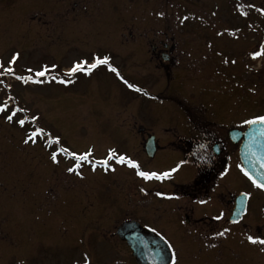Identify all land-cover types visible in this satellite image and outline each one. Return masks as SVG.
Masks as SVG:
<instances>
[{
  "label": "rangeland",
  "instance_id": "obj_1",
  "mask_svg": "<svg viewBox=\"0 0 264 264\" xmlns=\"http://www.w3.org/2000/svg\"><path fill=\"white\" fill-rule=\"evenodd\" d=\"M72 1L90 2L69 1L71 14L66 15L58 5L64 0H0V104L16 110L11 122L5 119L7 112H0V264H78L81 260L78 248L69 246L61 250L56 246V253L51 248L49 242L56 241L52 239H57L60 230L74 226L93 232L90 236L98 246L104 247L105 235L114 233L122 221L129 219L155 228L173 246L178 228L170 231L162 223L176 221L173 212L187 208L193 211L194 218L217 217L224 208L231 209L234 195L246 192L250 195L242 221L251 226L253 234L254 222L264 216V189L256 187L245 175L239 163L238 147L228 141L226 133L230 128L244 127L245 120L264 115V60L259 71L248 68L250 56L264 42V0H212L213 4L208 6L206 3L211 0L196 3L164 0L158 8L152 2L145 4L142 7L145 12L164 13L169 24L166 27L173 28L181 13L180 18L198 13L205 19L204 14L211 13L212 26L216 29L205 33L209 38L207 57L218 60L219 65L212 74L206 67L195 69V94L190 97L185 94L186 97L171 91L164 93V98L128 93L125 74L121 79L118 69L114 72L103 65L90 72L78 70L71 75L62 74L61 68L70 69L74 62L94 58L89 55L91 49L81 47L76 40L66 41L75 33L70 23L80 16L76 6L72 8ZM133 12H141V5L133 6ZM64 21L69 25L65 32ZM201 26L207 29L210 25L202 23ZM208 45L205 42L203 52ZM14 53L20 55L9 64ZM8 68L12 71L8 72ZM44 69H47L44 76H36L37 71ZM138 76L143 75L138 73ZM61 80L70 82L61 83ZM147 81L150 87L158 79L149 75ZM225 83L229 88L223 89ZM218 90L224 92L225 101ZM215 97L220 102H215ZM158 102L177 110L174 115L165 116L154 105ZM192 105H201L206 118L219 126L208 127L214 134H206V147L211 151L213 144H218L220 153L227 156L225 171L219 179L222 164L214 163L211 167L217 183L203 204L187 198L186 190L181 189L183 186H177L191 183L196 175L192 161L174 146L177 137H193L196 146L202 143L200 133L198 136L188 126L189 121L179 108ZM16 119H26V122L22 126L15 123ZM34 125L39 141L25 143L26 127L33 129ZM140 127L144 129L143 135L139 133ZM41 134L52 140V148L41 143L40 140L44 141L39 139ZM148 135L154 137L157 148L151 159L143 150ZM61 148L68 152L58 151ZM109 149L116 156L110 158L107 166L104 163H100L103 167L99 166L96 162L106 158ZM89 150L91 154L85 160L68 154L76 152L78 157ZM51 151L62 152L67 159L57 155L53 161ZM120 155L137 161L140 171L164 172L173 168L176 171L163 179L145 180L136 174L137 169L119 163ZM74 164L93 168L77 167L75 172H67ZM96 166L99 167L95 170ZM174 190L181 195L173 197ZM158 192L164 195L158 196ZM111 194L114 203L109 204ZM200 220L198 226L205 219ZM221 226L218 224V229ZM178 227L187 232L185 237L191 242L189 227L182 221ZM231 230L239 236L235 239L237 245L232 244L234 240L226 241L223 252L220 251L222 255L230 254L229 263L234 256L232 264H238L235 257H240L239 249L247 253L246 259L249 254L258 263L264 262L262 246L251 244L240 224H233ZM112 243L116 246L117 264H135L121 240L112 239Z\"/></svg>",
  "mask_w": 264,
  "mask_h": 264
},
{
  "label": "flooded vegetation",
  "instance_id": "obj_2",
  "mask_svg": "<svg viewBox=\"0 0 264 264\" xmlns=\"http://www.w3.org/2000/svg\"><path fill=\"white\" fill-rule=\"evenodd\" d=\"M67 1L64 0V3L58 5L59 8L67 12L66 15H69L71 14L69 12V1L71 0ZM95 1L90 0L87 4H76V2L72 1V8L76 6L80 16L78 15L76 20L72 18L73 22L70 23V27H73L71 29L75 32L74 37L66 41L76 40L81 47L91 49L89 55L94 58L86 61L88 64L93 63L97 57L108 56L109 64L112 68L119 70V78L122 79V74H125L123 79L128 82L127 85H134V87H129L128 93H134L135 95L141 93L143 96L152 98H164V93L174 91L190 97L196 92L193 89L196 85L193 79V75L196 73L195 69L200 68V66L206 67L209 70L211 69L209 74H212V70L219 65L218 60L207 57L209 38L205 32L209 33L216 30L212 26L213 18L211 13L204 14L207 19L198 13L185 14L184 18H180L182 14H178L174 27L170 28L166 27L169 24L166 23V17L163 12H145L142 8L149 2H152L154 8H158L159 3L164 4V0H99L97 3ZM189 2L196 3L197 0H190ZM209 4H213L212 0L210 3H206L207 6ZM139 5H141V12L134 13L133 6L138 7ZM51 8L52 10L55 9L54 7ZM158 13H163V15H158ZM186 16L189 17L186 18ZM202 23L210 26L205 29L204 26H201ZM63 25L67 27L63 32L68 31L69 25L67 22L64 21ZM63 39L65 40L66 38ZM205 42L208 47L203 52ZM103 66L109 68L108 65ZM62 70V74H65L69 68ZM142 70H144V73ZM181 71L184 72L181 73ZM138 73L143 76L139 77ZM149 75L158 79L150 87L147 86ZM210 78L212 79L213 76ZM158 85H163L161 90L156 88ZM186 87L187 89H185ZM137 89L140 90L138 91ZM220 98L222 99V96ZM214 99L215 102H220L216 97ZM154 105H157L156 108L159 111H163L165 116L174 115V111L177 110L169 105L164 106L165 104L160 102ZM179 108L183 110L181 112L185 116L191 119L201 113V110L195 108ZM21 110L23 109L19 111L24 112V110ZM34 130L35 128H27V133H32ZM27 137V135H24V138L27 139ZM193 192L189 191V196L186 197L190 198ZM202 192L207 193L208 191L202 190ZM113 196V194L110 195L109 204L114 203ZM193 200H196V197ZM106 207L101 206V208ZM225 210L224 208L223 213L220 215L221 218L217 220L216 217L210 216L194 218L193 211L184 208L173 212L177 219L176 221L171 219V221L162 222L167 224L170 231L178 228L176 243L173 242L174 245L171 247V253L172 255L175 253L176 257L175 264H232L234 256L230 258L229 263L227 256L230 254L226 252L225 255H222L221 252H223V247H225L223 244L226 241L234 240L232 244L237 245V240L235 241V239L239 236L234 230H231L233 224H240V229L247 236L260 235L264 237V216L254 222L256 229L252 234L251 226L242 221L244 216L238 222H231L229 220L231 209ZM225 214H227V218L222 222ZM191 218L193 219L192 221ZM203 218L205 219L202 220L203 224L201 223L198 226L201 222L200 219ZM181 221L191 230V242H188L185 237L187 232L178 227V223L180 225ZM218 224H222L219 229L217 227ZM224 229H230V231L221 240L216 237L215 233ZM91 233L93 232L79 230L74 226L68 227L67 230H60L58 236H56L57 239H52L56 241H50L49 244L53 248L54 253L58 250L55 249L56 246L60 247L61 250L69 246L78 248L81 258L78 264H86V262L87 264H117L116 246L112 243V239H117V236L111 232L106 234L103 238L104 247H102L97 245L98 243H96L95 239L90 236ZM195 245L197 246L195 247ZM220 245H222V248ZM239 252L240 257H235V261L238 264H246V262L249 264H264L263 260L258 263L249 254V259H246L247 253L240 249ZM170 264H173V261Z\"/></svg>",
  "mask_w": 264,
  "mask_h": 264
},
{
  "label": "water",
  "instance_id": "obj_3",
  "mask_svg": "<svg viewBox=\"0 0 264 264\" xmlns=\"http://www.w3.org/2000/svg\"><path fill=\"white\" fill-rule=\"evenodd\" d=\"M264 124L248 125L244 131L230 130L229 138L233 143L239 141V159L245 172H248L257 181L264 182V135L260 129ZM214 152L218 153V146H214ZM144 150L148 157H153L155 143L153 137H149ZM247 196L240 194L235 199V207L231 216L232 220H238L245 211ZM116 234L123 239L131 249L137 264H167L170 259L168 244L161 237L151 231L143 230L136 221H126L120 224Z\"/></svg>",
  "mask_w": 264,
  "mask_h": 264
},
{
  "label": "snow or ice",
  "instance_id": "obj_4",
  "mask_svg": "<svg viewBox=\"0 0 264 264\" xmlns=\"http://www.w3.org/2000/svg\"><path fill=\"white\" fill-rule=\"evenodd\" d=\"M262 11H264V9H262ZM158 15L162 16L163 13H158ZM19 55H20L19 53H14L11 56V59L8 61V63L12 64L14 61L17 60ZM252 55L255 57V56H259L260 53L259 52H253ZM85 65H87V67H85ZM98 65H108L109 68H111L112 71H114V72L116 71V69L112 68V66L109 64V57L108 56H104L103 58H99V57L95 58L94 62L90 63V64H88L86 61L74 62L73 66L68 70V72H69V75H71L72 73L77 72L78 70H84L85 72H90L92 69H95ZM53 67H55V65H53ZM7 71L11 72L12 69L8 68ZM46 71H47V69H44V70H41V71H37L36 72V76H44L46 74ZM20 79H24V78L21 77ZM37 82H40V81H37ZM60 82L61 83H69L70 81L61 80ZM125 83H128V82L125 81ZM128 87L131 88V87H134V85L128 84ZM137 90L139 91L140 89H137ZM21 111H23V110H21ZM0 112H7L8 114L5 115V119H7L10 122L14 120V116L16 115L11 109L7 108V105H4V104H0ZM32 119L35 120L36 117L33 116ZM15 123L20 124V125H24L25 120L24 119H16ZM243 123L247 124V125H252V124H257V123L264 124V115H256L252 119H248V120L243 121ZM38 131H43V129H39ZM259 131H260L261 135H264V127H262ZM35 136H36V132L34 131V132L31 133L30 136H28V138L24 142L25 143L30 142L33 139V137H35ZM57 140H58V138H57ZM58 151L68 152V150L64 149V148H61ZM68 154L73 156V157H76L78 160H85V159H87L90 156L91 152H90V150L86 151V152L80 154L78 157H77V153L76 152H70ZM114 156H116L115 151L112 150V149H109L108 153H107V157L104 158L103 160L97 161L96 163H104L107 166L109 164L110 158H112ZM51 158H52L53 161H56L57 153L56 152L51 153ZM117 159H118L119 163H121V164L127 163L129 166L137 169L136 174L139 177H141V178H143L145 180L152 179V178L163 179V178L169 177L172 172L176 171L175 168L171 169L170 171H164V172L140 171L139 170L140 165L138 164L137 161H135V160H133V159H131V158L125 156V155H120ZM262 159H264V157H262ZM77 167H79V165L78 164H74L73 167H69L66 170H67V172L72 173V172L76 171ZM177 167H179V165H177ZM262 167H264V165H262ZM76 174L77 175H81V173H79V172H77ZM221 175H223V173H221ZM245 175L248 176V178L252 181V183L254 185H256V187L264 189V182L257 181L248 172H245ZM141 191L143 192L144 189L141 188ZM157 195L159 196V195H164V194L158 192ZM243 195L249 196L250 193L246 192ZM199 203L203 204V203H205V201L200 200ZM220 218H221V216H217L216 217L217 220H219ZM152 231L155 232L156 229L153 228ZM229 231H230V229H224L223 231L216 232L215 235L222 237ZM247 240L253 245H257V244L261 245L262 247L260 248V251L264 252V237H261L260 235H248L247 236ZM168 247L171 248L172 245L169 243ZM171 259L173 261V264H175V261H176L175 253H173ZM86 264H87V262H86Z\"/></svg>",
  "mask_w": 264,
  "mask_h": 264
},
{
  "label": "trees",
  "instance_id": "obj_5",
  "mask_svg": "<svg viewBox=\"0 0 264 264\" xmlns=\"http://www.w3.org/2000/svg\"><path fill=\"white\" fill-rule=\"evenodd\" d=\"M188 147L181 146V149L186 153L187 157L192 159L197 168V174L192 184L188 185L187 187H182L181 189L194 191L198 194V192L208 189L210 183L215 179V176L211 175L212 169H210L208 166V161L213 155L211 153H207L201 146ZM223 159L220 161L221 164H223V161H225V158Z\"/></svg>",
  "mask_w": 264,
  "mask_h": 264
}]
</instances>
